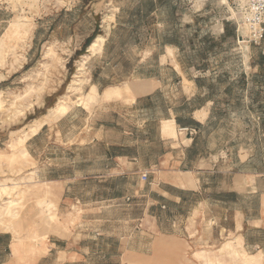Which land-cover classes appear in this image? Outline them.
<instances>
[{
	"label": "rangeland",
	"instance_id": "rangeland-1",
	"mask_svg": "<svg viewBox=\"0 0 264 264\" xmlns=\"http://www.w3.org/2000/svg\"><path fill=\"white\" fill-rule=\"evenodd\" d=\"M236 12L235 0H0V264H264L238 235L207 244L226 212L217 196L161 195L191 180L190 164L168 165L183 135L162 122L202 103L191 79L216 101L196 153L224 144L232 172H264V40L238 33ZM241 146L255 153L246 167ZM226 201L232 216L261 209L260 196Z\"/></svg>",
	"mask_w": 264,
	"mask_h": 264
},
{
	"label": "crops",
	"instance_id": "crops-1",
	"mask_svg": "<svg viewBox=\"0 0 264 264\" xmlns=\"http://www.w3.org/2000/svg\"><path fill=\"white\" fill-rule=\"evenodd\" d=\"M181 77L180 82L183 83L185 76ZM192 102L202 100V103L194 107L186 113H180L176 108L169 109L168 116L163 120L175 121L176 131L183 135L180 147L182 156L175 158L165 155L169 163L173 165L174 172H181V164H190L189 170L191 176L190 181L185 180V185L173 184L170 185L178 189L179 193L172 195L168 189H161V195L166 199H172L177 203H181L187 194L194 196L202 195L203 193H211L219 198L216 202L217 207L223 212L220 217L213 221L212 225H208L209 229L217 232L218 239H208L207 244L211 242H220L225 235L235 234L240 237L243 247L253 254H264V241L261 239L251 240L250 233L259 235L264 234V172L243 169L240 172H232L228 167L232 164V158L229 152L226 151L224 144L219 154L216 156L212 153L197 152L198 139L203 131L211 126L215 119L216 101L207 97L205 90L199 85V80L191 79ZM155 86L151 92L156 91ZM150 92V93H151ZM179 120V123H178ZM181 121V122H180ZM191 155H190V154ZM196 153V155H194ZM255 153L243 146L239 149V154L236 159L241 167H246L254 161ZM184 172H188L185 170ZM207 177V178H206ZM217 181L216 185L213 184ZM209 186H216V190H207ZM208 191V192H207ZM231 195L240 196L244 199L260 196L261 209L258 215L248 216L244 211L237 210L233 216L229 213L226 201ZM200 220L199 218L197 219ZM227 221L231 222L229 226ZM215 222V223H214ZM203 228V226H200ZM199 229V225L197 227ZM251 229V230H250ZM199 243L203 240H198Z\"/></svg>",
	"mask_w": 264,
	"mask_h": 264
},
{
	"label": "built area",
	"instance_id": "built-area-1",
	"mask_svg": "<svg viewBox=\"0 0 264 264\" xmlns=\"http://www.w3.org/2000/svg\"><path fill=\"white\" fill-rule=\"evenodd\" d=\"M235 6L238 33L246 28L251 32L253 41L260 44L264 40V0H235ZM143 178L147 179L148 175L143 174Z\"/></svg>",
	"mask_w": 264,
	"mask_h": 264
},
{
	"label": "trees",
	"instance_id": "trees-1",
	"mask_svg": "<svg viewBox=\"0 0 264 264\" xmlns=\"http://www.w3.org/2000/svg\"><path fill=\"white\" fill-rule=\"evenodd\" d=\"M156 9V7L155 6H153V9L152 10H155ZM91 43V41L89 40L88 42H87V44H90ZM181 122V121H180ZM178 123H179V120H178Z\"/></svg>",
	"mask_w": 264,
	"mask_h": 264
},
{
	"label": "bare ground",
	"instance_id": "bare-ground-1",
	"mask_svg": "<svg viewBox=\"0 0 264 264\" xmlns=\"http://www.w3.org/2000/svg\"><path fill=\"white\" fill-rule=\"evenodd\" d=\"M3 38H4V37H3ZM92 43H93V42H92ZM95 43H96V42H95ZM95 43L91 44L90 46H91V47L94 46ZM97 43H98V42H97ZM97 43H96V44H97ZM94 47H95V46H94ZM89 48H90V47H89ZM95 48H96V47H95ZM93 49H94V48H93Z\"/></svg>",
	"mask_w": 264,
	"mask_h": 264
}]
</instances>
